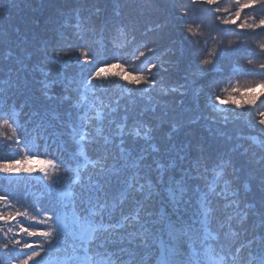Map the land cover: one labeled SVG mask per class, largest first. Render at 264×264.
<instances>
[{"label": "snow or ice", "instance_id": "6c2138e0", "mask_svg": "<svg viewBox=\"0 0 264 264\" xmlns=\"http://www.w3.org/2000/svg\"><path fill=\"white\" fill-rule=\"evenodd\" d=\"M235 4L229 13L220 0H144L125 16L113 0L111 13L77 14L42 47L41 64L59 70L41 68L40 106L0 103V264H264V140L252 153L257 206L230 155L242 145L213 157L196 144L193 155L174 143L182 124L159 99L179 97L190 126L226 127L248 113L264 137V110L252 115L264 92L244 107L232 99L238 88L216 91L239 75L260 78L249 91L264 89V15L241 19L264 12V0ZM149 11L162 22L141 26ZM211 12L228 13L216 18L235 39L212 36L207 47L201 13ZM229 100L242 111L218 107ZM166 124L167 147L157 141Z\"/></svg>", "mask_w": 264, "mask_h": 264}, {"label": "trees", "instance_id": "16d2710c", "mask_svg": "<svg viewBox=\"0 0 264 264\" xmlns=\"http://www.w3.org/2000/svg\"><path fill=\"white\" fill-rule=\"evenodd\" d=\"M168 2L169 0H154V4L160 7L167 5ZM122 3L124 5L122 12L125 16H128L130 14L135 15L138 7L144 3V0H122ZM112 4L113 0H0V5H3V8H0V51L5 50L8 56V60H5V58L3 60L11 64L9 69L13 76L21 77L20 74L27 72V68L36 69L40 66L38 70L32 72L35 75L36 72L41 71L42 67L45 69V65L41 64V60L43 59L41 53L42 47L52 42L58 32L67 31L61 26L62 24H65V22L75 24L77 14L91 17L95 20L96 7L104 9L106 13H111ZM193 7L206 9L207 5L197 3ZM220 7L228 8L229 13H231L236 8L235 0H220ZM201 15L205 17L203 32L207 37L208 48L217 46L212 36H217L218 40L223 39L225 44L227 43V39H235L230 30L234 26H225L216 18L217 16L228 15V13L211 12L201 13ZM241 19L243 18L241 17ZM140 20L141 26H148L157 20H161L162 22V18L150 11L145 12ZM217 29L220 30L219 33ZM8 53H11L12 56L10 57ZM52 75L55 74L52 73ZM166 82L171 83V80L166 77ZM248 89H239L241 92L233 95L232 99L240 105L247 107L245 105L246 100L260 96L264 92V89L258 87H254L252 91ZM219 95L223 96L225 92ZM159 99L167 106V119L169 121L177 120L182 124L179 132L175 134L174 143L177 146L191 145L193 155L195 154L196 144H203L205 150L210 152V155L213 157L220 152H227L229 148L236 144L242 145L238 151L230 153V155L238 169L240 168L238 166L239 161L242 162L240 164L244 165L242 170L247 167V164L250 166L251 171L255 167L257 174H255L251 182L258 187L255 194L259 196L260 200L258 181L261 175V166L253 162L252 153L255 152L257 155L261 153V144L259 142L264 140V137L260 135L258 128L253 130L248 126V113H244V119L231 123L226 127L209 126L206 122L190 126L186 124L188 114L176 104V100L179 97L173 98L172 96L161 95ZM185 106H187V101ZM218 107L236 112L242 111V108H237L231 100L226 101L224 105H218ZM261 110H264L263 101L259 102L258 107L252 112V115L254 116L256 112ZM167 129L168 125L166 124L164 129L157 133L158 143L165 147H167V143L164 141V133ZM219 132H223L224 136L218 135ZM228 136H231L232 140H227L226 137ZM252 136L256 137L255 141L251 139ZM244 148L248 149L247 154H242ZM244 173L241 171L238 173L241 190H243L242 184L248 181V177ZM248 199L249 202H253L250 200V197ZM259 200L256 203L257 206H259Z\"/></svg>", "mask_w": 264, "mask_h": 264}]
</instances>
